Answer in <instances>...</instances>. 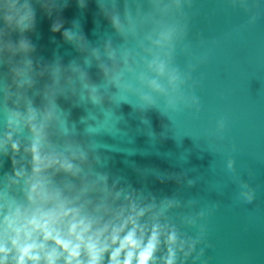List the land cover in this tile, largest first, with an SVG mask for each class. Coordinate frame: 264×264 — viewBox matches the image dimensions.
Returning <instances> with one entry per match:
<instances>
[{"label":"water","instance_id":"water-1","mask_svg":"<svg viewBox=\"0 0 264 264\" xmlns=\"http://www.w3.org/2000/svg\"><path fill=\"white\" fill-rule=\"evenodd\" d=\"M146 8L145 0H0V190L11 177L9 193L21 203L37 180L69 199L85 185L106 186L121 193L116 206L133 191L176 198L181 207L168 215L181 235L205 227L197 264H264V0H247V10L230 0L184 8L187 35L172 63L190 74L183 91L199 99L198 113L173 112L154 93V103L143 99L151 24L119 31L113 18L127 28L126 11ZM5 109L20 114L19 128L8 127ZM37 135L43 163L34 173ZM65 161L72 172L61 169ZM240 181L255 190L252 203ZM88 198L97 203L100 193ZM201 211L196 227L184 223Z\"/></svg>","mask_w":264,"mask_h":264},{"label":"clouds","instance_id":"clouds-1","mask_svg":"<svg viewBox=\"0 0 264 264\" xmlns=\"http://www.w3.org/2000/svg\"><path fill=\"white\" fill-rule=\"evenodd\" d=\"M230 2L247 10V0ZM145 3L146 11L136 17L126 11L127 28L118 17L113 18V27L119 31H135L138 24H151L148 36L153 45L149 49L151 58L146 61L147 72L140 77L142 85L151 92L143 95V99L154 103V93L163 97L173 112L183 105L198 113L199 99L183 91L190 74L181 73L172 63L176 43L187 35L184 8L191 6V0H145ZM26 19L27 15L21 16L18 23ZM255 19L253 15L249 22L254 23ZM5 20L10 22L12 17L5 16ZM5 111L8 127L19 128L20 114ZM27 119L35 120V113L30 110ZM226 123L223 117L217 122L216 133L221 138ZM6 140H11V133H6ZM39 143L37 135L32 147L34 173L41 171L43 163ZM12 150L16 151L15 144ZM227 168L235 171L233 159L228 160ZM61 169L72 172L73 165L65 161ZM15 182L9 177L8 185L0 190V264H187L190 259L191 264H197L204 256L203 248L196 252L203 243L204 225L199 226L198 235L189 236L181 235L170 221L168 214L181 207L182 202L176 198L166 197L157 202L154 196L133 191L125 196V204L116 206L121 193L113 195L106 186L85 185L69 199L60 189L37 180L31 184L26 202L21 203L9 193V185ZM193 184L194 181H188L189 186ZM239 187L243 200L252 203L255 190L244 181L239 182ZM92 191L100 193L97 203L88 198ZM205 215L201 211L195 217H185L184 223L196 227L197 219Z\"/></svg>","mask_w":264,"mask_h":264}]
</instances>
